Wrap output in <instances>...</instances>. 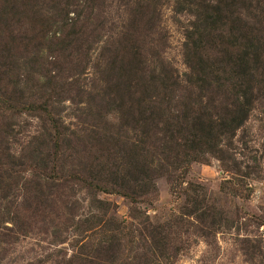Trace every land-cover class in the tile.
Here are the masks:
<instances>
[{"label":"rangeland","instance_id":"obj_1","mask_svg":"<svg viewBox=\"0 0 264 264\" xmlns=\"http://www.w3.org/2000/svg\"><path fill=\"white\" fill-rule=\"evenodd\" d=\"M21 1L0 264H264V0Z\"/></svg>","mask_w":264,"mask_h":264},{"label":"trees","instance_id":"obj_2","mask_svg":"<svg viewBox=\"0 0 264 264\" xmlns=\"http://www.w3.org/2000/svg\"><path fill=\"white\" fill-rule=\"evenodd\" d=\"M8 2V0H2L3 3L5 2ZM27 4V0H22L21 1V4L20 5H23V4ZM10 7V6H9ZM15 8H12V11L14 10ZM5 14L6 13H11V9L9 8V11H3ZM21 13L20 10L17 9V12L16 14H13L12 13V16L13 17H16L17 15H19ZM17 21H21L19 18L16 19ZM66 39L69 41L70 44H72L73 41H80V40H73L72 39V34H67L65 35ZM63 37H62V40L63 42H65V40ZM11 51H12V46H11V43L8 39H6L4 36H0V53L1 54H4V53H7V55L11 54ZM54 111L56 112V110L54 109ZM246 114V108L243 106H240L235 112H234V115H237V118L236 117H232L230 119V123L233 124V123H238L240 124L241 122H243V116H245ZM201 117H197L196 118V123H197V126L199 128H201V132L203 133L205 130H208V135L210 136V133H211V129H210V121H206L207 119L205 118V116L203 115H199ZM205 118V119H204ZM241 118V119H239ZM227 122V121H225ZM208 127V129L206 128ZM202 133H197V137H199ZM199 139V138H198ZM200 140V139H199ZM10 176V175H9Z\"/></svg>","mask_w":264,"mask_h":264}]
</instances>
